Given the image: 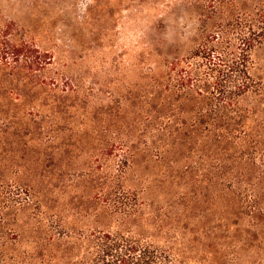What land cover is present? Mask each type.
I'll use <instances>...</instances> for the list:
<instances>
[{
	"label": "rangeland",
	"instance_id": "374dc122",
	"mask_svg": "<svg viewBox=\"0 0 264 264\" xmlns=\"http://www.w3.org/2000/svg\"><path fill=\"white\" fill-rule=\"evenodd\" d=\"M262 8L0 0V38L36 61L29 74L0 64V264H79L99 230L174 264H264V42L228 106L181 80Z\"/></svg>",
	"mask_w": 264,
	"mask_h": 264
},
{
	"label": "trees",
	"instance_id": "16d2710c",
	"mask_svg": "<svg viewBox=\"0 0 264 264\" xmlns=\"http://www.w3.org/2000/svg\"><path fill=\"white\" fill-rule=\"evenodd\" d=\"M257 16V28L237 33L235 45H228L223 36L215 37L213 45L203 50L200 64H187L181 69L182 85L199 89L202 83L214 107L228 106L248 92L252 83L247 74V56L253 43L264 42V8ZM35 62L28 46L0 38L1 65L23 68L19 70L29 74L35 70ZM122 213H126L124 209ZM88 249V258L79 264H174L166 249L127 233L96 231L88 240Z\"/></svg>",
	"mask_w": 264,
	"mask_h": 264
}]
</instances>
